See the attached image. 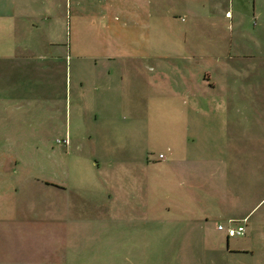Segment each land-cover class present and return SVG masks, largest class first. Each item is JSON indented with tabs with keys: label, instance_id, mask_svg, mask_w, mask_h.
I'll list each match as a JSON object with an SVG mask.
<instances>
[{
	"label": "rangeland",
	"instance_id": "obj_1",
	"mask_svg": "<svg viewBox=\"0 0 264 264\" xmlns=\"http://www.w3.org/2000/svg\"><path fill=\"white\" fill-rule=\"evenodd\" d=\"M79 1L86 6V0ZM256 1L263 4V10L257 12V26L253 24L251 9L241 10L242 18L237 17L239 8L235 1L233 25L214 12L210 17L208 13L201 14L203 17L194 30L191 28L185 47V51L191 53L195 49L194 53L209 59L225 56L228 51L232 55H254L258 59L254 68L260 69L252 93L239 94L234 99L237 107L248 105V109L232 113L237 122L233 127L249 136L237 142L238 152L231 156L219 153L223 140L217 141V149L209 141L211 137L200 142L205 148L200 152L204 159H199V168L190 177L196 175L199 179L202 210L208 216L196 203L186 206L167 197L165 168H143V183L136 182L141 163L148 156L164 153L168 144L163 132L159 135L151 131L152 118L179 117L181 98L160 95L157 106L140 101L138 96L134 100L133 87L138 84L141 94L144 87V77L136 73L137 68L143 69L139 62L126 60L120 66L99 58L96 66L94 58L118 44L112 37L107 46V38L102 37L107 29L91 25L97 14L80 10L74 14L71 28L68 22L64 26V38L65 34L68 42L71 38L73 50L84 57L73 59L67 76L57 68L42 73L36 72L30 63H24L23 68L15 66L13 84L19 86L18 95L23 98L20 102L12 101L8 110L0 108V137L7 138L0 139V216L20 218L19 211L37 214L41 208L43 213V204L54 205L52 195H44L43 199L37 196L31 179L39 177L72 190L69 207L76 217L70 227L69 222L49 221L52 216H34L36 220H31V227L23 229L20 236L14 233L20 220L1 222L0 264H264V136L257 133H264V0ZM228 5L231 12V4ZM81 8L84 10V6ZM191 18L186 23L174 20V36L183 32L188 21L193 27ZM98 34L102 38L98 39ZM132 43V39L127 40V49L134 47ZM57 48L53 46L52 50ZM227 59L222 63L205 59L209 64H202L200 69L210 72L220 87L226 81L229 88L230 67L224 65L231 61L228 62L230 57ZM243 59L235 58L232 62L237 60V66L249 65L248 58L246 62ZM208 94L214 100L212 93ZM244 117L251 121H244ZM257 136L260 138L253 140ZM214 159L230 161L227 184L230 192L237 194L238 207L246 212L257 205L250 219L255 224L246 223L244 236L227 238L228 228L237 226L228 222L214 205L226 204L218 187L224 171ZM211 186L216 187L217 197L209 201L213 195ZM15 187L17 194L13 193ZM205 191L210 194L206 202ZM61 198L60 202L65 199L64 193ZM183 207H188L183 212H188V216H178ZM218 223H223L225 229H218ZM47 230L69 231L68 246L60 238L61 241L40 238V233Z\"/></svg>",
	"mask_w": 264,
	"mask_h": 264
},
{
	"label": "crops",
	"instance_id": "obj_2",
	"mask_svg": "<svg viewBox=\"0 0 264 264\" xmlns=\"http://www.w3.org/2000/svg\"><path fill=\"white\" fill-rule=\"evenodd\" d=\"M235 1L239 8L237 17L239 19L242 18L243 13H240L241 10L247 12L248 9H251L253 24L257 26V12L258 9L260 11L263 10V4L261 1L258 3L256 0H86V6L79 0H0V108L8 110L12 106V101L17 99L20 102L23 98L18 95L20 93L19 86L16 87L13 84V74L16 65H19V67L21 65V68H23L25 66L24 63H30L36 72L41 70L42 73L53 69L56 70L57 68L59 72L67 76L68 66L69 73L71 72L70 68L73 59L84 57L78 56V53L73 50L71 38L69 42L67 41L68 38L66 39V34L64 38V26L68 22L71 28L72 19L75 17L74 14L80 10L81 12L84 11V13L97 14V20L92 18L91 25L97 29H107L108 32H103L102 35V37L107 38V46L111 45L109 41H112V37L117 39L118 44L117 48L112 49L109 47L112 51L108 48L107 52L105 51L94 58L95 65L97 66V59L99 58L117 62L116 64L120 66L126 60L141 63L140 67L143 69L139 71V68H137L136 73L144 77V83L142 84L144 85L143 93L138 92L140 87L138 84L137 86L135 85L133 87L134 100L138 96L140 101L143 99L146 104L156 105L159 103L157 100L160 95L163 97L176 95L181 98L179 102L182 107V113H180L179 117L152 118L150 125L154 122V128L151 131L158 132L159 135L160 132H163L168 144L164 153L159 152L157 156H148L144 164L142 165L141 163V166H139L140 172L137 174L139 177H136V182L140 181V183H143V168L144 170L151 166L153 168H165L168 176L165 184L167 197L178 199L186 206L196 203V206L202 210L203 193L199 190L200 187L197 183L199 179L196 178V175L190 177L191 174L194 175L195 168H199V159L201 161L204 159V157L200 156L202 155L200 152L205 148L200 142L204 139L209 140L206 138L211 137L209 141L215 143L214 148L217 149V141L223 140L222 152L219 153L231 156L230 154L238 152L239 146L237 142L239 140L243 141L244 138L247 139L249 136H247L248 133L246 131L242 130L239 132L236 127H233L236 126L237 122L236 117L232 118V113L234 114L235 111L237 112V110L242 108L235 105L234 99L239 94L249 96V93H252L254 89L253 82L254 79L259 78L257 75L260 69L256 70L254 68L255 62L258 60L254 55H232L228 51L225 56L210 57L209 59L206 56L194 53L195 49L189 53L187 50L185 51V47L188 43V35L191 28L194 30L197 27L195 25L203 17L201 14L208 13V17H210L211 12H214L219 19H223L226 22L229 20L233 25L234 14L232 5ZM229 3L231 4V12L229 11ZM82 5L84 10L83 8L79 9V7H83ZM229 12L230 18H228ZM189 17H192L191 23H193V27L188 21L187 25L184 26L183 32L174 36L171 30L175 23L174 20H181V22L186 23ZM159 19L161 23H159ZM56 29L61 30V32H56ZM98 32L101 33V31ZM54 33L59 36L55 37ZM99 35L98 39L101 37ZM131 39L134 47L127 49V40L131 42ZM233 41V37L230 38L231 45ZM53 46L58 48L53 51ZM225 57L228 59L230 57L227 60L229 63L231 61L229 65L228 63L224 65L230 67L229 88L225 85L226 81H223L224 84L220 87L217 82L215 83L212 80L210 72L200 69L202 64H209L205 59H208L209 62L222 63L223 60H226ZM240 57H244L242 60L244 62L248 58L249 61L247 63L249 62V65L245 63L237 66V60H235V63L232 62L235 58ZM27 59L30 61H27ZM244 66L249 69L240 68ZM123 77L121 76L120 78L122 79ZM66 82H68L67 77ZM216 92H219L220 95H216ZM208 93H212L214 100L210 99L211 97ZM95 96L98 99L96 91ZM17 108L21 109L20 106ZM211 109L213 111L209 112ZM246 109H248V105L247 108L243 107L241 110ZM210 113L214 114V116H207ZM97 117L95 115L94 119H97ZM244 118H246L243 119L246 122L251 121L247 117ZM257 133L264 136V133L260 131ZM200 135L204 138L200 137ZM253 138L255 140L260 137ZM0 139L5 140L7 138L2 136ZM218 150L220 151L219 148ZM160 155L163 157L160 158ZM245 155L248 159L246 153ZM162 162L165 165H162ZM214 162L220 164L222 171H224L218 187L224 193L223 196H225L226 203L219 204L218 202L214 203V205L216 204V208L221 211V215L226 216L228 222H233L236 226H244L245 235L246 227L248 228L246 223H252L250 219L253 215L251 214L257 205L249 211L243 212L238 207L240 202H238L239 199L236 197L237 194L230 192L231 189L229 190L227 184V173L231 169L230 161L227 162L222 159L216 161L214 159ZM31 180H33L34 189H37L39 193L37 196L43 199L44 195H52L54 205L43 204V207H46V209L43 208V213L41 208L38 209L37 214H21V211H19L20 214L17 217L20 218L10 217L5 219L0 216V223L20 220V225L15 227L16 232H14L18 236L25 232L23 229L26 230L31 227L29 222L34 219V216H37V219H39L38 216H52L48 219L49 221H63L67 222V224L69 222L71 227L76 217V214L70 211L69 207L72 190L58 182H52L44 178L35 177ZM148 182L151 185L149 180ZM144 184L147 187V183L144 182ZM179 189H181L180 194L178 193ZM210 189L213 195L210 196L209 201L212 198L215 200L217 197L214 193L216 187L211 186ZM13 193L17 194L18 188L15 187ZM63 193L65 199L60 202L59 200ZM204 194L206 202L208 201L207 194L209 192L205 191ZM110 196L108 195V197ZM232 196H234V199H232ZM54 210H56L55 213H53ZM186 210H188V207H183L182 214L178 216H188V212L186 213L187 215L183 214ZM203 213L208 216L205 211ZM252 224H255V222ZM218 225L223 227V223H218ZM48 233L49 235L44 236V234ZM69 235V231L55 233L47 230L43 231V234L40 233L39 236L44 240L48 238V240L61 241L60 239H62L65 247H67L69 242L67 237ZM65 251L67 252V249ZM244 253L248 252L244 251Z\"/></svg>",
	"mask_w": 264,
	"mask_h": 264
},
{
	"label": "built area",
	"instance_id": "obj_3",
	"mask_svg": "<svg viewBox=\"0 0 264 264\" xmlns=\"http://www.w3.org/2000/svg\"><path fill=\"white\" fill-rule=\"evenodd\" d=\"M63 142H65V141H63ZM159 157L162 158L163 156L160 155ZM218 229H223V227L221 225H218ZM227 234L230 237H233L236 235H243L244 234V227L238 226L236 229L231 228L228 230Z\"/></svg>",
	"mask_w": 264,
	"mask_h": 264
},
{
	"label": "trees",
	"instance_id": "obj_4",
	"mask_svg": "<svg viewBox=\"0 0 264 264\" xmlns=\"http://www.w3.org/2000/svg\"><path fill=\"white\" fill-rule=\"evenodd\" d=\"M238 227V226H237ZM244 227V226H243ZM239 236H244V234L243 235H239ZM233 237H235V236H233ZM227 238H230V236H228V234H227Z\"/></svg>",
	"mask_w": 264,
	"mask_h": 264
}]
</instances>
